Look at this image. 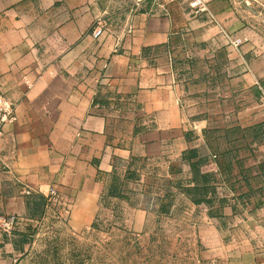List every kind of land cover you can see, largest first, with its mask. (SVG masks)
<instances>
[{
    "label": "rangeland",
    "instance_id": "rangeland-1",
    "mask_svg": "<svg viewBox=\"0 0 264 264\" xmlns=\"http://www.w3.org/2000/svg\"><path fill=\"white\" fill-rule=\"evenodd\" d=\"M11 1H0V15L16 9L30 19L48 17L51 30L63 0L9 7ZM184 1L99 0L102 13L92 26L109 37L133 31L139 14L173 16L182 150L129 164L114 159V169L97 176L94 214H85L86 202L76 206L63 194L42 162L46 182L22 186V192L36 194L32 209L15 215L11 230L0 221L1 233L9 235L1 234L2 255H16L14 264H218L235 244L264 241V7L238 0L232 10L240 23L227 29L213 14L222 8L193 10L191 0ZM191 11L218 33L196 40L188 25ZM0 97L11 105L1 92ZM14 121L0 116V181L12 176L3 162L17 149L4 126ZM112 121L122 145L131 120ZM47 187L57 190L61 204L47 196Z\"/></svg>",
    "mask_w": 264,
    "mask_h": 264
},
{
    "label": "crops",
    "instance_id": "crops-1",
    "mask_svg": "<svg viewBox=\"0 0 264 264\" xmlns=\"http://www.w3.org/2000/svg\"><path fill=\"white\" fill-rule=\"evenodd\" d=\"M202 1L208 8H222L213 14L227 29L240 23L232 10L238 0ZM244 1L264 7V0ZM100 6L99 0H63L51 30L48 17L30 19L16 9L0 15V92L15 118L4 126L5 138L14 140L20 152L3 162L12 176L0 181L6 187L0 190V221L32 209L36 194L24 196L22 186L25 181L46 182L42 162L63 194L72 196L76 206L86 202L85 214H94L91 201L101 187L97 176L111 172L114 159L129 164L182 150L185 128L170 47L177 22L172 15L139 14L133 31L94 38ZM188 15L196 40L218 33L203 15ZM120 117L131 120L122 145L111 128L112 120ZM1 247L0 239V264H14L16 255H2ZM4 247L8 251L9 245ZM233 247L218 264H264L263 240Z\"/></svg>",
    "mask_w": 264,
    "mask_h": 264
},
{
    "label": "built area",
    "instance_id": "built-area-1",
    "mask_svg": "<svg viewBox=\"0 0 264 264\" xmlns=\"http://www.w3.org/2000/svg\"><path fill=\"white\" fill-rule=\"evenodd\" d=\"M190 8L193 10H201L204 7V3L202 0H191L189 2ZM102 34V29H97L93 31V37L98 38ZM0 116L1 121H4L5 119H8L9 121L14 120L12 106L7 103L3 98L0 97ZM26 196H31L33 192L31 190H25L23 192ZM47 196L58 205L61 204V198L59 197L57 190L54 187H50L47 190ZM64 212H66L64 210ZM16 216L11 215L8 217H4L1 219V226L5 227L7 230H11V226H13L16 223Z\"/></svg>",
    "mask_w": 264,
    "mask_h": 264
}]
</instances>
